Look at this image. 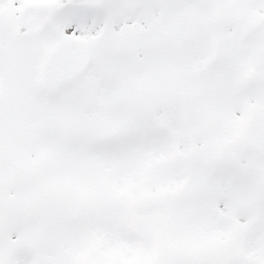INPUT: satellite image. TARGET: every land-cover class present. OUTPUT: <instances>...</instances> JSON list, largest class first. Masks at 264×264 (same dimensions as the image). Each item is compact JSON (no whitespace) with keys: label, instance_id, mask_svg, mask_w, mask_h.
Returning a JSON list of instances; mask_svg holds the SVG:
<instances>
[{"label":"snow or ice","instance_id":"obj_1","mask_svg":"<svg viewBox=\"0 0 264 264\" xmlns=\"http://www.w3.org/2000/svg\"><path fill=\"white\" fill-rule=\"evenodd\" d=\"M0 264H264V0H0Z\"/></svg>","mask_w":264,"mask_h":264}]
</instances>
